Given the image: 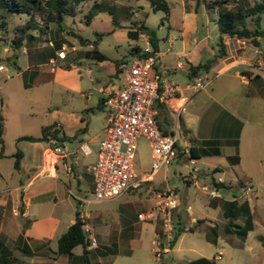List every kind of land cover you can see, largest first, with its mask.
Returning <instances> with one entry per match:
<instances>
[{"label": "rangeland", "instance_id": "rangeland-1", "mask_svg": "<svg viewBox=\"0 0 264 264\" xmlns=\"http://www.w3.org/2000/svg\"><path fill=\"white\" fill-rule=\"evenodd\" d=\"M98 1L101 2L102 0ZM108 1L117 5L116 9L111 13L108 10L98 11L90 21H87L86 14L94 3L92 1L84 8H81V11L75 17H68L65 20L64 26L66 31H69L66 35L68 38V42L65 45L66 58L59 60L57 64L66 67L67 64L70 65L72 62L78 64L79 59L85 58L87 60L93 73L90 74L86 66L82 67L83 82L81 90L83 93L72 91L51 81H39L28 85L23 80L19 69L13 61L7 60V57L11 55L19 65L23 66L27 62L26 49L22 48L23 53L19 52L17 54L19 58L17 59L15 52L10 46L12 35H6L4 36L5 39H3L2 35L4 33L0 32V65H5V70H0V117H3L4 128V156L0 157V193L2 196H6L9 193L8 191H12V199L20 201V191H16L15 187L20 186L21 179L25 183L28 182L44 165L45 150L52 149L51 145L47 141H19V138L25 135L40 136L42 127L54 122L51 114L53 109L60 108L68 113H75V117H70L68 122V130L73 137L81 125L80 122H77V118L86 116L88 120V132L72 138V142L66 143L68 148H77L82 139L88 140L91 137L101 139L104 137L101 132L103 128L101 111L86 110L97 108L100 95L94 87L97 85L90 82L88 75H113L112 63L122 57H128L129 50L134 45H139L141 48H146L150 45L147 42V40L149 41L148 36L143 34L140 40H130L127 36V28L118 27L115 31L103 36L102 40L99 41L100 51L109 60L97 62L96 58L85 57V50L91 47L89 45L82 46L79 42V36L93 41L96 39L97 32L110 31L115 27L114 19L125 26L129 25L133 19H141L145 20V23L151 29H154L160 38L162 50H165L168 46L166 38H174V46L180 48L182 41L178 28L187 19L188 22L195 20L197 24L196 31H189L191 48L195 44V37L200 39L208 35L199 46L201 61L205 62L218 53L220 30L214 20L218 17L216 9L211 8L208 10L206 6H201L197 12L187 13L185 11V3H189V0H168L171 6V14L168 19H165V13L163 11H153L147 0ZM191 1L195 2V0ZM252 2L253 0H229L224 3V7L233 8L238 5L246 7ZM123 4H134L136 15H130L128 18L127 14L120 9ZM211 16L214 19H211ZM72 31L79 35L75 37L71 33ZM260 50L264 54V40ZM90 91L93 94L88 98L87 95ZM262 103L260 110L257 111L260 127H253L254 133L252 137H250L249 133H246L242 139L243 143L239 153L242 163L235 171V174L241 175L244 172L245 178L236 183L231 182L230 185V188H237L235 192L237 197L240 196L245 188L250 187L251 189L247 196L250 208V213L248 214L252 215L254 229L250 231L246 238L242 237L241 234L236 235V232L227 234L224 229H220L225 220L222 215V209L209 204L214 198L209 202L211 197L208 191L203 188V186L210 187L212 180L210 183L209 180L211 176L199 177L197 185H187L181 175L189 174L190 167L212 171L213 165H207L205 162H197L195 165L190 164L188 160L180 156L176 161H172L169 164L168 171L161 167L154 173L153 181L150 183L157 188L166 185L170 189H174L177 197L182 202V223L180 225L177 223V225L181 228L183 226H192V217L203 223L201 226H197L193 232L181 231L172 246L173 252L165 254L164 258L160 260L155 253L156 230L160 226H157V221H141L138 219L140 212L154 206L158 200L156 194L159 189L156 192L149 193L146 185L142 184L141 187L133 189L129 194L121 195L115 199L96 201L92 179L86 174L81 177V182L76 178H69L61 159L58 158V177H44L37 182L38 184L42 183L43 186L40 188V195L33 197L29 201L28 216L24 217L20 214L15 216L8 214L7 218L5 216V228L0 235L2 243V246H0V264H18L19 260L14 257L23 256L19 249L16 248L21 245L23 238L17 239V236L23 228H25L27 235L31 238L30 243L40 240L42 231L46 232V234L49 232L51 234L50 246L53 249H57L58 237L75 220L76 211L79 207L76 198L79 196H86L90 201L80 208L83 213L101 212L100 216H86L87 225L91 228V232L100 247H102L100 243L109 242L106 228L109 231L113 229L110 231V235H113L112 232L118 233L123 224L121 219L124 220L131 230L133 229L132 226H134L133 231L135 230L136 239L128 243H126L127 241L123 242L120 245V253L116 256L105 258V264H173V261L179 264H190L191 259L199 257L212 259L220 252L222 255L220 258H216V264H264V102ZM90 145L93 149V154L85 156L82 152L78 153L77 161L82 171L85 168V164L97 159L96 146L93 143ZM179 145H182V141H179ZM1 150L2 145L0 144V153ZM19 150L23 152L24 157L20 167H16L17 157L15 155ZM49 158L52 161L54 157L49 155ZM152 163L153 153L150 141L146 137L141 136L137 140L135 170L139 175L141 173L150 174L152 172ZM214 175L215 177L222 176L227 182H230L231 173L228 169L214 173ZM241 181L245 183L243 186ZM222 192L225 193L226 189H222ZM237 201L241 202L242 200ZM188 205L192 208L190 214L186 212ZM246 215L247 213L244 216H240L239 219L233 220V225L229 226L230 229L241 230L238 225L243 226L245 224L244 218H246ZM10 221L11 224L18 222L20 227H12V225L8 227ZM216 223L219 226L215 229L224 237L218 234V238L215 237V240H211L212 243H210L208 241L210 238L206 237L207 232H209L207 225L213 228ZM109 224L114 227L111 228ZM234 237L236 240L243 241L245 246L233 247L230 241L235 240ZM77 252H81V248H78ZM49 254L53 256L52 252H49ZM3 255L6 256L2 257ZM25 259L35 261L33 263L36 264L50 263L47 257H35L32 259L27 257ZM94 261L92 260L91 262L94 263ZM57 262L61 264L70 263L66 256H60Z\"/></svg>", "mask_w": 264, "mask_h": 264}, {"label": "crops", "instance_id": "crops-1", "mask_svg": "<svg viewBox=\"0 0 264 264\" xmlns=\"http://www.w3.org/2000/svg\"><path fill=\"white\" fill-rule=\"evenodd\" d=\"M185 11L187 13L196 12L194 8L188 9L186 3H185ZM208 17L210 18L209 14ZM211 19L214 18L211 16ZM196 27L197 24L195 20H191V22H188V20L186 19L185 22L181 25V27L178 28L182 41L181 47L176 48L174 46L173 44L174 38H166V43L168 46L165 50H162L161 49L162 46L160 45V50L158 51L159 54H158V60L155 65V70L160 74L159 76H161V78H165L166 81L179 82L181 85V91L177 92L174 95H170L164 100L157 101L156 103L157 120L162 130L173 132L177 136V145L180 147L178 151L181 154L178 155L174 161H176L177 158L181 156L185 160H188L190 164L195 165L197 164V162L200 163L205 162L207 165H213L212 171L211 170L206 171L205 169L198 167H193V168L190 167L189 174H185V175L181 174L183 176L184 182L187 185H197L199 177L204 178L207 177L208 175L211 176L209 183L212 180V178L217 181V179L221 177L224 180V183L231 185V182L236 183L245 178L244 172H242L241 175L235 174V171H237V168H239L242 163V159L241 157H239V153L243 143L242 141L243 136H245L246 133L247 134L249 133L250 137H252L254 133L253 127H260V121L257 118L258 117L257 111L260 110L262 106L261 104H263L262 102H264V54L260 50L261 46L257 47L248 40L233 39L226 37L225 42L227 45L226 48L227 54L223 57L218 58L216 62L213 63V66L209 72H201L197 76V77L207 78L208 83L201 88H193L192 85L195 82L196 77L195 78L190 77L189 75L190 66L197 65L198 63L202 62L200 59L199 46L208 37V35L200 39L195 37L194 38L195 44L191 48L189 42L190 40L189 31L190 30L191 32L196 31L195 30ZM147 42L149 43L148 40ZM19 52H22V50H20ZM26 55H27V62L23 66L19 65L17 61L12 58L11 55H9L10 57H7V60L13 61V63L19 69V72L23 77V80H25L28 83V85L35 84L39 81H46V82L51 81L54 83H58L72 91L83 93L81 90L82 82H83V78H82L83 75H81L82 67L86 66L88 72L90 74L93 73L92 69L90 68L85 58L79 59L77 64L78 66L72 62L70 63L71 68L66 69L57 64L59 60H62L60 58L53 59L55 61V64H53L51 60L49 62H43L39 59H36V57H34V60H32V58L29 57L27 50H26ZM15 56L17 59L19 58L16 54ZM178 62H182L181 68L177 67ZM112 64H113V75H88L90 82L94 85L95 84L97 85L94 87L96 91H98V93L100 94L98 98L99 99L98 105L103 100L107 92H110L113 89H118L122 87L124 84V79L121 74V71L120 70L118 71V68L116 67L115 63ZM257 75H260V77H257ZM118 80H120V82H118ZM92 94L93 93L90 91L87 95L88 98ZM92 109L93 112L96 110H100L102 113L101 117L103 119V128L101 132L102 135H104V129L106 128L109 120L108 110L105 108V106H101V108H92ZM51 114L54 119V122H57V124L60 126L62 131L66 135L72 136V133L68 130V122L70 121V117L72 118L75 117V113L74 112L68 113L64 110H61L60 108H55L51 111ZM83 117L86 119V116H81V118L80 117L77 118V122H80L81 124L80 128L84 127L87 122L86 132H88L89 130L88 120L86 119L85 121H83L82 119ZM101 139L98 138L95 139V137H91L88 140L82 139V142H80V144L81 143L88 144L90 147V153L85 154L82 151L79 152H82L85 156H89L93 154V149L90 145L91 143H93L96 146V151L98 156V147ZM179 141H182V145H179ZM67 142H72V139L64 141L63 145L66 146V149L69 150L73 149L71 147L68 148V146L66 145ZM216 145H219L221 150L219 155L201 154L200 151L201 148L203 149L204 147H214ZM191 148L195 149L194 152L196 154L202 156L200 158L189 159ZM49 155H51V157H54L52 161L49 158ZM235 156H238L239 159L238 160L235 159L234 158ZM58 158L61 159L65 169L67 170V175L69 176V178H76L79 182H81L80 181L81 177L86 174L92 179L91 181L94 189V180L91 174L90 167L97 159L95 161L85 164V168L82 171L79 167L77 158L75 159L72 156H65V155H55L52 152V149H46L44 165L42 166L41 170L38 173L34 174L32 178H30V180L26 183L24 182L23 179H21L20 186L15 187L16 191H20V201L12 199L11 197L12 191H8L9 193H7L6 196H2V194L0 193V235L3 233L2 230L5 228V219H4L5 216L6 218L8 214L11 216H15L19 214L24 217L28 216L27 209L30 203L29 201L33 197L35 196L38 197L40 195L41 193L40 188L43 186L42 183L38 184L37 182L43 179L44 177H50V176L53 178L58 177V172H57ZM191 160H193L194 162L192 163ZM67 165H70L72 167V171H68V169L66 168ZM215 169L218 170L214 172ZM224 169H228L231 173L230 182H227L222 176L215 177L214 175V173L223 172ZM148 174L149 173H141V175L143 176H146ZM152 181L153 179L145 183L146 187L149 190L148 191L149 193L153 191L156 192L161 187V186H159L158 188L154 187L150 183ZM236 190H237L236 188L226 189L225 193L222 192L223 193L222 197H215L214 199L221 198L222 200H232L233 194L236 192ZM132 191L133 190H131L130 192ZM130 192L125 194H129ZM156 197L158 199L157 194ZM212 198L213 197L209 199V202ZM177 199H178V205L174 211V221L176 225L177 223H179L180 225L182 223V215H181L182 202L179 200L178 197ZM76 200L79 206L77 210H80L82 206L90 202L86 196L85 197L79 196L76 198ZM96 201L98 200L96 199ZM146 205L148 204L146 203ZM216 207L221 208V201H219L218 206ZM191 211L188 212L186 208L187 213L190 214ZM100 215L101 212L95 211L85 214L81 211V216L84 219H86V216L96 217ZM222 215L224 216L225 220L223 221L222 226H220V229H224L225 231L227 230L230 233L234 232L233 229H230L228 227L230 223V218L226 217L223 214V210H222ZM245 219L246 218H244V220ZM121 221L123 224H122V228L119 229V232L118 233L112 232L113 235H110V231H112L113 229L109 231V229L106 228V233L109 236V242L100 243L102 246L109 247L111 246L113 241H115L118 244L117 254H109L107 256H101L96 253H92L89 255V259L84 256V262H79V263L72 262L69 259V257L66 256L68 258V261L70 262L69 264H98V263L105 264L106 263L104 260L105 258L118 255L120 253V245L123 242L127 241L126 243H128L136 239L135 230L134 231L129 230L130 227L127 224H125L124 220L121 219ZM192 221H193L192 226H183L184 231L193 232L192 230H189L191 227L195 226L196 228L197 226H201L203 224L200 221L197 222L198 220H196L194 217H192ZM74 222L75 220L72 223ZM16 224H18V226H16ZM11 225L12 227L14 226L17 228L20 227L18 222L17 223L13 222V224H11L10 221L8 227H11ZM109 225L111 228L114 227L111 224ZM157 226H160V224L157 223ZM218 226H219L218 223H216L213 228L207 225L209 232H207L206 237L208 238L210 236L211 230L214 231L217 230L215 228ZM132 228L134 229V226H132ZM252 229H254V222ZM252 229L250 231H252ZM250 231L248 232L247 236L249 235ZM50 235L51 234H49V232H47L46 234V232L42 231L40 234L41 236L40 240H37V242L30 243L29 241L31 240V238L27 235L25 228L21 229V231L17 236V239H19L20 236H22L23 239L21 241L20 247H16V248L19 249V251L23 254L24 257L23 256L21 257L12 256V257H14L16 260H19L18 264L19 263L36 264L33 263L35 261L25 259L27 257H31V259L35 257H47L50 261V263L48 264H61L57 262V260L59 259L60 256H65V255H59L56 252L57 249H53L50 246L51 243ZM219 235L223 236L222 234ZM156 238H157V230H156ZM208 241L212 243L211 240ZM239 242L240 240L238 239L230 241L233 247H237V244ZM98 246L100 245L97 243L96 247ZM243 246H245V243H243ZM23 247L26 248L29 247L34 252V254L27 255L23 253L22 250ZM57 248H58V240H57ZM78 248L81 247H77L74 250V253L76 256H81L83 254V249L81 248V252H77ZM49 252L50 253L52 252L53 256H50ZM172 252L173 249L171 250L170 253ZM220 257H218L217 255L214 259L216 260V258H220ZM86 260L87 261L90 260V261L87 262ZM92 260H95L94 263L91 262ZM173 264H179V263L173 261Z\"/></svg>", "mask_w": 264, "mask_h": 264}, {"label": "trees", "instance_id": "trees-1", "mask_svg": "<svg viewBox=\"0 0 264 264\" xmlns=\"http://www.w3.org/2000/svg\"><path fill=\"white\" fill-rule=\"evenodd\" d=\"M94 2L89 8L86 18L87 21H90L98 11L108 10L110 13L116 9L117 5L111 3L108 0H0V32L4 33V36L12 35L10 46L17 55L22 48H26L27 53L32 60L34 57L43 62H49L50 60L59 58L58 52L64 48V45L67 44L68 38L66 37L69 31H66L65 20L68 17H75L81 8H84L89 2ZM153 11H163L165 13V19L169 18L171 14V6L168 0H147ZM187 3L188 9L194 8L196 12L200 9L201 6H206L209 9H216L218 17L215 19L219 30H220V39H219V51L218 53L210 60L205 62H200L197 65H191L189 70V75L192 78L197 77L201 72H209L213 66V63L220 57H223L227 54V45L225 42L226 37L233 39H243L248 40L253 45L260 47L264 40V26H263V15H264V0H253V2L244 7L238 5L233 8L224 7V3L229 0H195V2ZM120 9L125 12L127 17L130 15H136L134 11L135 5H125L120 6ZM115 27L110 31L97 32L96 39L91 41L84 39L79 36V42L82 46H90V49H87L84 53L86 58L92 57L96 58V61L105 62L108 61V57L103 54L99 49V41L102 40L103 36L115 31L118 27L127 28V36L130 40H140V37L143 34H146L149 39V44L152 47L150 51L141 48L139 45H134L129 50V56L122 57L118 59L115 64L120 70V63L128 58H131L135 55L140 56H149L158 52L160 50V38L157 36L154 29H151L146 23L145 20L136 19L132 20L129 25H122L119 22L113 20ZM74 36L79 34L72 31ZM43 44H45L43 46ZM77 65V64H76ZM78 66V65H77ZM66 69L71 68V65L67 64ZM260 77V75H257ZM256 77V78H257ZM104 106L103 100L99 103L97 108ZM87 111L93 110L91 108L86 109ZM83 121L86 119L83 117ZM87 122L84 127L80 128L74 137L79 134L86 132ZM162 130V129H161ZM163 134H172L173 132H168L162 130ZM73 136L66 135L57 122H53L50 125L42 127V134L40 136H29L25 135L19 138V141H29V142H41L47 141L51 148H54L57 143H53L52 139H56L59 144H63L64 141L71 140ZM0 144L2 145V150L0 156L4 155V128H3V117H0ZM177 150L180 147L176 143ZM194 148H191L189 159L200 158L202 155H198L194 152ZM201 154L207 155H219L221 150L219 145L214 147H204L201 148ZM181 153L178 151V155ZM183 154V153H182ZM16 167H20L23 152L19 150L16 155ZM239 159L238 156L234 157ZM218 169H215L217 171ZM242 186L245 184L244 181H241ZM211 186L218 187L220 189H229L230 184L224 182L220 183L212 178ZM241 187V186H240ZM237 189V188H236ZM237 191V190H236ZM233 196L236 197L235 193ZM219 201H221V208L223 214L230 218V223L228 225H233V220L238 219L240 216H244L245 213L246 219L243 226H239L241 230H234L235 234H241L242 237L246 238L248 232L253 228L252 215L250 213L249 201L244 200L242 202L237 200H222V199H212L211 205L213 207L218 206ZM199 222V221H197ZM87 224V219H84L81 216V211H76L75 222L72 223L68 229L60 235L58 238V248L57 253L59 255L68 256L69 259L74 263L84 262V256L89 259V255L96 253L101 256H107L109 254L118 253V244L113 241L111 246H98L95 248H89V240L87 233L85 232L84 225ZM195 226L191 227L189 230L194 231ZM230 228V227H229ZM182 229V230H181ZM131 230V229H129ZM133 230V229H132ZM160 228L157 229V232ZM184 229L176 225L175 239L173 244L178 237V234ZM129 232V231H128ZM126 232V233H128ZM125 233V235H126ZM225 233L230 234L229 231ZM218 230H211L210 240H215V237H218ZM22 236L19 237V239ZM243 241L237 244V247L243 246ZM0 246L2 243L0 241ZM77 247L83 249V254L81 256H76L74 250ZM23 253L27 255H33L34 252L29 247L22 248ZM6 255H3L4 257ZM87 261V260H86ZM90 261V260H89ZM87 261V262H89ZM190 264H216L214 258L199 257L191 259ZM99 264V263H98Z\"/></svg>", "mask_w": 264, "mask_h": 264}, {"label": "built area", "instance_id": "built-area-1", "mask_svg": "<svg viewBox=\"0 0 264 264\" xmlns=\"http://www.w3.org/2000/svg\"><path fill=\"white\" fill-rule=\"evenodd\" d=\"M151 49L152 47L148 46L145 50ZM158 54L155 52L149 56L135 55L123 60L120 63L123 86L107 92L103 98L109 120L104 130V137L99 142L97 160L90 167L94 180V194L98 201L116 198L141 187L142 184L151 181L154 173L161 167L168 170L169 164L178 156L175 146L177 136L163 134L157 120L156 103L181 91V85L176 81L168 82L159 76L160 74L155 70ZM58 56L60 59L66 58L65 46L58 52ZM51 62L55 64L54 60ZM181 66L182 62H178L177 67L181 68ZM4 69L5 66L1 64L0 70ZM207 83V78L196 77L192 87L201 88ZM141 136L150 141L153 153L152 172L146 176L139 175L134 167L137 140ZM52 142L57 143L52 148L55 155L72 156L76 159L79 151L90 153V147L86 143L69 150L56 139H52ZM66 168L72 171L70 165ZM217 181L224 182L221 177ZM203 188L213 198L223 196L222 189L218 187L203 186ZM250 190V187L245 188L240 196H233V200H247ZM157 196L158 200L154 206L140 212L138 219L157 221L160 224L155 241V253L161 260L172 250L176 232L174 211L178 199L175 190L168 186L160 187ZM187 211H191L190 206L187 207ZM84 229L90 242L89 248H95L97 239L92 234L91 228L85 224ZM221 255L220 252L218 257Z\"/></svg>", "mask_w": 264, "mask_h": 264}]
</instances>
